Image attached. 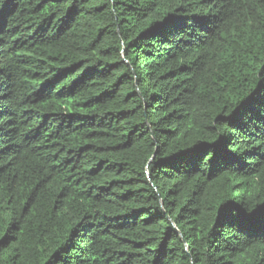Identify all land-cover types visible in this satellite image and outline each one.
<instances>
[{"label": "trees", "instance_id": "obj_1", "mask_svg": "<svg viewBox=\"0 0 264 264\" xmlns=\"http://www.w3.org/2000/svg\"><path fill=\"white\" fill-rule=\"evenodd\" d=\"M260 207L264 0H0V264H264Z\"/></svg>", "mask_w": 264, "mask_h": 264}, {"label": "rangeland", "instance_id": "obj_2", "mask_svg": "<svg viewBox=\"0 0 264 264\" xmlns=\"http://www.w3.org/2000/svg\"><path fill=\"white\" fill-rule=\"evenodd\" d=\"M195 137H196V133H194L193 131H188V130H186V131L182 134V136H181V138H180V143L183 144V145H186L187 148H188V147H191V146H193V145L195 144V143L193 142L194 139H195Z\"/></svg>", "mask_w": 264, "mask_h": 264}, {"label": "snow or ice", "instance_id": "obj_3", "mask_svg": "<svg viewBox=\"0 0 264 264\" xmlns=\"http://www.w3.org/2000/svg\"><path fill=\"white\" fill-rule=\"evenodd\" d=\"M257 214H261V215H264V207H260V208H257L255 209L253 212H252V215L255 216Z\"/></svg>", "mask_w": 264, "mask_h": 264}]
</instances>
